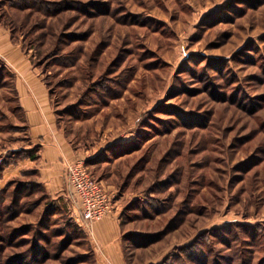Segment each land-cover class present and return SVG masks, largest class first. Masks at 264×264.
Returning a JSON list of instances; mask_svg holds the SVG:
<instances>
[{"label": "rangeland", "instance_id": "1", "mask_svg": "<svg viewBox=\"0 0 264 264\" xmlns=\"http://www.w3.org/2000/svg\"><path fill=\"white\" fill-rule=\"evenodd\" d=\"M0 25L111 194L129 264H264V0H0ZM37 151L0 57V181ZM75 203L33 169L0 182V264H104Z\"/></svg>", "mask_w": 264, "mask_h": 264}, {"label": "crops", "instance_id": "2", "mask_svg": "<svg viewBox=\"0 0 264 264\" xmlns=\"http://www.w3.org/2000/svg\"><path fill=\"white\" fill-rule=\"evenodd\" d=\"M0 57L15 74L18 104L25 115L32 143L38 149L33 157L8 167L0 182L8 181L25 169H33L49 196L70 201L72 190L66 178V162L85 158V152L67 134L42 75L1 25ZM88 233L104 264L130 263L125 253L127 246L118 211L113 210L109 216L89 227Z\"/></svg>", "mask_w": 264, "mask_h": 264}, {"label": "built area", "instance_id": "3", "mask_svg": "<svg viewBox=\"0 0 264 264\" xmlns=\"http://www.w3.org/2000/svg\"><path fill=\"white\" fill-rule=\"evenodd\" d=\"M66 178L79 206V218L86 226L92 227L113 212L111 194L93 176L85 159L66 162Z\"/></svg>", "mask_w": 264, "mask_h": 264}]
</instances>
